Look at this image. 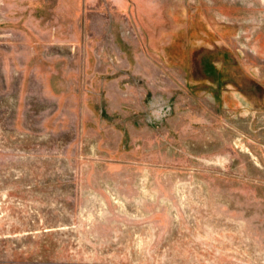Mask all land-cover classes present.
<instances>
[{
    "label": "rangeland",
    "instance_id": "1",
    "mask_svg": "<svg viewBox=\"0 0 264 264\" xmlns=\"http://www.w3.org/2000/svg\"><path fill=\"white\" fill-rule=\"evenodd\" d=\"M0 264H264V0H0Z\"/></svg>",
    "mask_w": 264,
    "mask_h": 264
}]
</instances>
